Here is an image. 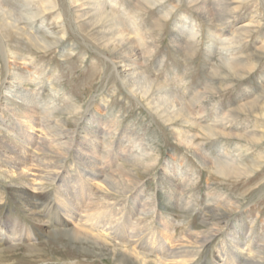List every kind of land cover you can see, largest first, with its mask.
<instances>
[{
	"label": "rangeland",
	"instance_id": "374dc122",
	"mask_svg": "<svg viewBox=\"0 0 264 264\" xmlns=\"http://www.w3.org/2000/svg\"><path fill=\"white\" fill-rule=\"evenodd\" d=\"M0 1L4 5V12L0 11L1 139L14 145L24 141L11 111H4L9 107L25 115L33 112L38 125L47 124L51 137L62 143L68 144L73 134L71 153L55 156L60 162L66 160L61 164L65 172L77 165L76 151L92 150L80 145L91 130L100 132L96 141L99 159L133 143L130 162L125 163L126 170L116 173L115 184L105 182L107 176L104 183L96 182L102 194L110 195L108 202L116 212L124 209L118 218L134 207L132 199L144 185V200L153 202L152 213L146 216L150 231H161V218L173 227L176 239L190 234L213 238L195 264H209L230 240L232 227L244 231L241 243L254 246L252 255L260 252V264H264V248L256 244L257 239L264 241V158L260 155L264 154V139L252 141L264 135V0H197L193 4L189 0H99L131 32L137 54L127 58L126 47L114 48L119 45L116 37L102 29V23H92L94 13L81 17L82 11L92 10L90 6L75 7L74 0ZM9 52L16 59L8 58ZM128 59L139 60L137 68L153 83L147 98L143 90L135 93L130 88L135 81L143 83V78L134 74L135 67H127ZM162 84L172 87L196 112L205 110L197 119L198 126L189 122L187 113L176 117L172 111L165 113L167 106L158 105L164 95L158 88ZM37 91L50 96L46 99L49 108L39 95L36 108L26 103L28 93ZM98 122L112 123L114 135L106 138ZM178 132H188L195 145H189L186 138L180 140ZM35 133L43 138L40 127ZM135 138L142 142L134 143ZM196 146L211 165L195 153ZM117 164L111 166L112 172L118 170ZM35 165L31 176L21 179L18 174L10 175L0 159L3 235H27L36 226L14 200L23 181L31 192L43 187L49 195L61 185ZM173 168L179 169L170 181ZM185 177L190 180L185 182ZM186 202H190L187 207ZM139 214L135 219L142 218ZM250 227L253 231L247 237ZM47 232L42 239H17L0 249V264H127L120 261L121 250L113 237L106 249ZM155 258L151 256L152 261Z\"/></svg>",
	"mask_w": 264,
	"mask_h": 264
},
{
	"label": "bare ground",
	"instance_id": "6f19581e",
	"mask_svg": "<svg viewBox=\"0 0 264 264\" xmlns=\"http://www.w3.org/2000/svg\"><path fill=\"white\" fill-rule=\"evenodd\" d=\"M83 1L86 0H74L73 5L81 8L85 6L92 7V10L86 11L85 13L82 11L81 17L94 13V17L91 18L93 21L92 23H102V29H108L110 34L116 37V42H118L119 45H115L114 48H118L121 45L124 46V48L126 47L124 51L126 56L125 58L137 51L135 41L130 36L131 32L125 27V22L123 23L120 17L110 13L108 14L106 11L107 9L99 3V0H89L88 4H83ZM154 1L156 2V0ZM189 1L193 4L197 0ZM79 2L82 4L79 5ZM202 9L207 11V8L205 7H202ZM0 11L4 12V5L1 1ZM10 14L12 13L10 12ZM9 20L11 19L9 18ZM16 23L17 22L14 20L13 24L15 25ZM13 24L10 25L14 26ZM134 33L137 35V38L143 40L138 31H134ZM140 42V46L146 50V44L143 41ZM7 54L8 58L16 59V56H14L11 52ZM128 60H130L131 63L127 67H135V69L133 68L134 74H138L141 78H143V83L135 81L130 85V88L135 93L137 92V89L143 90L145 92L143 97L147 98L152 90L153 83L143 75L145 71L140 69L141 67L137 68L139 60H136L137 62H132L131 59ZM9 65H12V63ZM133 80L137 79L134 78ZM129 81L131 80L129 79ZM158 88L164 91V95L159 97L160 99L158 105L161 107H168L165 113L172 111V115L176 117L181 116L182 113H187V117L191 118L189 122L195 126L199 125L196 122L198 118H201L204 115V109H200L196 112L194 109L184 104L183 100L169 85L162 84L159 85ZM28 94L31 95L27 96V100L25 101L33 108L37 107L35 99L37 95L43 96L45 100L50 97L42 95L39 91ZM47 102L48 100L44 103L49 108L50 104H47ZM160 106L159 108H161ZM4 111H11L12 116L14 117V125L16 129L21 128L24 138V141L22 140L23 142H21L20 145H14L11 141H4L0 137V159H2V162L9 168L10 175L16 177V174H18L21 179H25L26 177L31 176L34 171L33 164L36 163L37 165L35 166L43 169V174H47V176L51 177L53 181H58L61 185L53 192L55 193L54 195H49L43 187H34L31 192L29 184H27L26 181H23V186L14 192V200L17 205L31 217L36 226L32 229L33 232L29 234L27 233L28 237L26 234L22 235L18 232L13 233L12 236H10V233L8 234L7 232L3 235L1 234V232H4L2 229L3 225L0 226V236L3 238L0 240V249L10 245L12 242H15V240L17 241V239L25 240V238L29 239L30 236H35L38 240L42 239L44 236H47V231L49 230L57 234L60 233L67 235L75 240H84L86 242L91 241L97 244V246H102L106 249L108 245L111 244V242H109L110 238L113 237V239L118 242L117 248H120L121 250L119 255L122 263L195 264L200 255L201 249H203L213 239L200 237L199 235L197 237L193 234L188 235V238L185 237L184 239H176L171 233L173 227L169 226L167 219L161 218V220L159 219L161 231L154 228L153 231H150L146 216L152 213L151 204L153 202L144 200V185L141 186L142 191H140L139 195L133 197L132 199L134 207H137L136 213L133 212V207L125 213L123 217L121 216L118 218L120 212H123L124 209L120 208L119 212H116L112 208L113 204L110 206V195L102 194L100 186L96 184V182H103L102 179L107 176L105 182L109 181L112 184H115L114 181L117 178L115 176L116 173L126 170L125 163L130 162L128 155L133 154V143L132 146L121 145L115 152L108 151V153L101 156V159H104V161L101 162V159L98 157L99 144L96 142L100 140V132L96 129L91 130L84 137L80 145H82V147L84 145L86 147L88 146L92 148V150L81 148V150L76 151L77 157L75 159L78 162L77 165L73 164L69 167L70 170L65 172L61 164H64V161L66 160H62L60 162V160L56 159L55 156L59 155L60 157H65L71 153L73 149V146H71L73 134L69 135V141H71H68V144L65 142L62 143L61 140H56L51 137L50 132L47 131V124L38 125V120L34 117L33 112L30 115H25L22 112H17V110L9 107H5ZM0 116L3 117V114ZM97 124L100 125V130L106 138L114 135V126L112 123L98 122ZM39 127L42 129L43 138H39L35 135V130ZM208 127L214 128L215 126ZM215 128L219 129L218 126ZM13 131L14 130L11 132ZM187 133L178 132L177 137L180 140H184V138H186L188 144L192 145L194 143V138L189 135L187 136ZM263 139L264 135H262L260 140L253 138L252 141L261 142ZM141 140L142 139L135 138L134 143H140L142 142ZM106 142L109 141L106 140ZM24 144H26L29 148H26ZM55 148L59 149L58 151H61V153H58ZM30 149H34V153L30 152ZM194 149L195 153L200 155L203 161L206 160V162L211 165L207 159H203L205 156L200 152V148L198 146ZM36 152H39L40 155L36 154ZM260 155L261 158H264L263 153ZM118 157H122L121 161L116 159ZM123 159L126 160L124 163L122 162ZM116 164L118 165V170L112 172L113 168L111 166H115ZM219 168H221V166H219ZM107 169H109L110 172H108ZM178 169L179 168H173V170L169 172L170 181H173L171 176H174L175 173L178 172ZM69 172H74V175H70ZM187 180H190L189 177L184 178L185 182H187ZM90 183L92 185H90ZM27 187H29V189H27ZM124 193L127 194L128 192L124 191ZM48 196L53 197L54 200H52L53 202L56 201L55 204H51L49 202ZM2 200H4L3 196L0 197V201ZM156 200L157 199H154L155 202ZM106 201L109 202L106 203ZM82 205L83 211H81ZM189 205L190 202L185 203V207ZM114 206H116V204ZM155 206H157V204ZM137 212L140 213L139 215H141L142 218L135 219V215L138 214ZM252 231L253 228H248L246 236L248 237L249 233H252ZM158 232L160 235H158ZM243 233L244 231L241 228L236 229L232 227V230L228 233L230 242H225L223 246L219 248L218 253L214 255L209 264H260L262 260L261 253L256 252V256L252 255L254 246L244 247L241 243V235H244ZM256 244H262L259 247L264 248L263 240L257 239ZM152 255L156 257L153 261L151 260Z\"/></svg>",
	"mask_w": 264,
	"mask_h": 264
}]
</instances>
